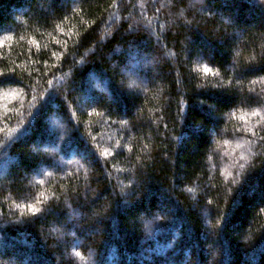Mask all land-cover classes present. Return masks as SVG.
<instances>
[{
	"label": "trees",
	"instance_id": "obj_1",
	"mask_svg": "<svg viewBox=\"0 0 264 264\" xmlns=\"http://www.w3.org/2000/svg\"><path fill=\"white\" fill-rule=\"evenodd\" d=\"M0 264H264V0H0Z\"/></svg>",
	"mask_w": 264,
	"mask_h": 264
},
{
	"label": "snow or ice",
	"instance_id": "obj_2",
	"mask_svg": "<svg viewBox=\"0 0 264 264\" xmlns=\"http://www.w3.org/2000/svg\"><path fill=\"white\" fill-rule=\"evenodd\" d=\"M205 71H207V69H205Z\"/></svg>",
	"mask_w": 264,
	"mask_h": 264
},
{
	"label": "rangeland",
	"instance_id": "obj_3",
	"mask_svg": "<svg viewBox=\"0 0 264 264\" xmlns=\"http://www.w3.org/2000/svg\"><path fill=\"white\" fill-rule=\"evenodd\" d=\"M212 253V251H210Z\"/></svg>",
	"mask_w": 264,
	"mask_h": 264
}]
</instances>
